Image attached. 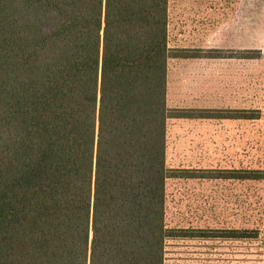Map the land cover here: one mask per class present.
Here are the masks:
<instances>
[{"label": "trees", "instance_id": "obj_1", "mask_svg": "<svg viewBox=\"0 0 264 264\" xmlns=\"http://www.w3.org/2000/svg\"><path fill=\"white\" fill-rule=\"evenodd\" d=\"M169 2L0 0V264H166L213 237L167 225V180L264 179L167 166L168 119L259 118L167 108Z\"/></svg>", "mask_w": 264, "mask_h": 264}, {"label": "rangeland", "instance_id": "obj_2", "mask_svg": "<svg viewBox=\"0 0 264 264\" xmlns=\"http://www.w3.org/2000/svg\"><path fill=\"white\" fill-rule=\"evenodd\" d=\"M225 5L226 10L239 9L241 13L239 19H234V27L227 24L226 18L225 38L226 47L240 50L225 53L238 58L225 59L223 65H218V72L225 77L218 85H223L224 90L219 94V110L209 111V115L233 116L244 110L247 115L259 118L214 120L218 138L209 146V167L217 173L264 171V0H226ZM248 48L251 51H245ZM210 134L216 136L213 128ZM171 181L167 186L176 190L166 197L167 225L194 226L213 237L203 242H169L166 264H264V179L207 178L191 184L201 187V192L187 193L177 190L181 181ZM242 230L256 237L241 240L222 237L230 231Z\"/></svg>", "mask_w": 264, "mask_h": 264}, {"label": "crops", "instance_id": "obj_3", "mask_svg": "<svg viewBox=\"0 0 264 264\" xmlns=\"http://www.w3.org/2000/svg\"><path fill=\"white\" fill-rule=\"evenodd\" d=\"M225 1L170 0L168 47L176 52L183 51V54L171 57L167 62L166 106L168 109L219 110L218 98L219 94L222 95L224 86H219L218 83H223L225 77L218 72V65H223L225 59L238 58L229 54L225 56V53L228 51L236 53L240 50L226 47V18H229L227 24L234 27L236 23L234 19H239L241 13L239 9L226 10ZM217 119L192 117L168 119L165 149L167 166L179 170L212 169L209 167V146L214 138L217 142L218 128L214 123ZM211 128L216 136L210 134ZM171 180L181 181L182 185H177L179 186L177 190L187 193L201 192V187L191 184L205 179H169L166 183V197L176 190L167 186L169 181L172 182ZM173 227L205 230L194 226Z\"/></svg>", "mask_w": 264, "mask_h": 264}]
</instances>
